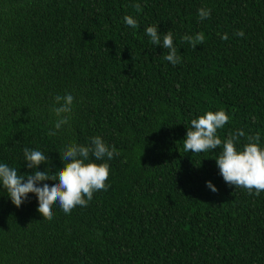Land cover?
Returning <instances> with one entry per match:
<instances>
[{
    "label": "trees",
    "instance_id": "trees-1",
    "mask_svg": "<svg viewBox=\"0 0 264 264\" xmlns=\"http://www.w3.org/2000/svg\"><path fill=\"white\" fill-rule=\"evenodd\" d=\"M152 25L172 32L179 64ZM201 32L195 49L182 41ZM66 93L71 126L49 136ZM220 110L222 140L242 130L238 150L256 134L264 148V0H0V163L31 175L28 148L54 173L68 144L96 136L120 153L90 157L109 164L110 187L70 215L44 220L35 195L17 208L0 186V264H264V192L225 183L222 149H183L191 120Z\"/></svg>",
    "mask_w": 264,
    "mask_h": 264
},
{
    "label": "clouds",
    "instance_id": "clouds-1",
    "mask_svg": "<svg viewBox=\"0 0 264 264\" xmlns=\"http://www.w3.org/2000/svg\"><path fill=\"white\" fill-rule=\"evenodd\" d=\"M132 7L136 12H142L141 5L134 3ZM198 16L201 21L210 19L211 9L200 8ZM124 22L127 26L136 29L138 21L131 15H126ZM145 34L150 42L167 50L164 59L173 66L181 62V56L177 54L172 32L160 34L157 25L146 28ZM243 38L244 32L236 33ZM222 39H228L227 34ZM205 40L204 33L195 36L185 35L182 41L189 43L193 49ZM75 97L71 93L54 97L55 105L52 112L55 114L54 129L47 133L55 136L65 125H70L71 113ZM230 122L229 115L224 111H208L198 118L192 119L187 128L186 138L183 140V149L192 154H201L216 149H222L215 159L219 174L229 186L242 188L250 195L259 196L264 192V148L260 147V135L247 136L248 143L238 150L236 145L240 137H244L242 130L229 133L226 139H221L218 130L223 129ZM28 169L33 170L31 175H21L18 171L9 167L6 163H0V186L6 191L12 204L17 208L24 204L29 194L35 195L38 201V213L44 220H51L54 216V207L59 206L66 214L78 206L87 207L93 199L94 193L107 191L110 187L107 181L110 176V166L107 162L95 163V161L112 160L119 156L115 146L107 145L99 136L92 137L90 144L80 145L76 142L68 144L60 155L64 166L56 172L49 168L39 171L41 165H47L48 157L41 151L23 150ZM46 181H52L49 186ZM206 186L217 192V188L209 181Z\"/></svg>",
    "mask_w": 264,
    "mask_h": 264
}]
</instances>
